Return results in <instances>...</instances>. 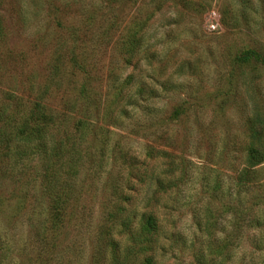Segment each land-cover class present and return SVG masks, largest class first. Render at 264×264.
Returning <instances> with one entry per match:
<instances>
[{"label": "rangeland", "instance_id": "rangeland-1", "mask_svg": "<svg viewBox=\"0 0 264 264\" xmlns=\"http://www.w3.org/2000/svg\"><path fill=\"white\" fill-rule=\"evenodd\" d=\"M28 100L55 123L3 151L0 264H264V0H0V116Z\"/></svg>", "mask_w": 264, "mask_h": 264}, {"label": "trees", "instance_id": "trees-1", "mask_svg": "<svg viewBox=\"0 0 264 264\" xmlns=\"http://www.w3.org/2000/svg\"><path fill=\"white\" fill-rule=\"evenodd\" d=\"M22 103V101L16 103L15 108L10 113L6 114L5 117L2 118V116H0V151L2 150L0 152V166L2 163L1 158L6 154L3 153V151L9 148L11 140L14 139L26 143L41 141L48 138L47 132L55 123L56 115L52 113V110L47 109L46 104L44 105V101L28 100L25 103V107ZM83 126V121L78 119L75 125L76 130L79 132ZM248 131L251 137V142L247 148L246 165L248 168H253L264 161V140H262L264 130L258 128L254 122H251ZM64 158L66 159L59 161V159H62V155L57 156V152L51 155V166L48 168L47 176L52 174V172H64L65 169L61 170V165H64L66 168V164L70 162L68 169L66 170L71 176L65 177L61 181L65 183L67 187L69 182L68 179L69 177H72V172L75 169L74 165L79 160L74 151H66ZM57 184L58 183H56V185ZM64 190L65 188L63 185V189H59L60 192L54 197L52 201L53 203L50 207L49 216L55 231L60 228L59 226L63 221V214L65 212L64 205L70 200V197L68 196L69 194ZM157 229L158 225L155 219L150 216L145 220V223L143 221V227L141 228L143 234L140 233V235L148 239V236L155 233ZM116 249L117 252L115 250L114 252L118 254V246H116ZM150 261L151 260H148L147 262Z\"/></svg>", "mask_w": 264, "mask_h": 264}]
</instances>
